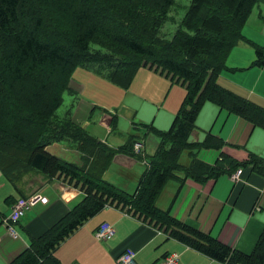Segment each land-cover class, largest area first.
Wrapping results in <instances>:
<instances>
[{
    "label": "trees",
    "instance_id": "16d2710c",
    "mask_svg": "<svg viewBox=\"0 0 264 264\" xmlns=\"http://www.w3.org/2000/svg\"><path fill=\"white\" fill-rule=\"evenodd\" d=\"M174 0H0V172L11 183L32 169L49 177L64 176L84 191L82 201L9 264H60L53 251L66 237L106 206L120 207L164 229L169 237L223 264H264V228L251 252L225 246L210 234L174 219L156 206L165 185L185 178L204 181L225 169L247 166L264 176V162L250 157L237 163L225 156L213 165L190 154L189 167L179 160L187 150L220 148L207 134L190 143L195 120L206 103L264 128V108L221 87L218 76L240 42L255 48L253 66L264 67V50L244 38L242 30L254 7L264 0H190L170 39L159 33L169 21ZM154 68L185 88L171 127L157 131L155 153L136 190L128 193L103 179L117 154L137 156V135L111 148L89 135L69 117L58 118L72 73L86 69L127 91L141 67ZM232 71L235 69H231ZM75 143L88 167L50 155L53 143ZM85 161V163L87 162Z\"/></svg>",
    "mask_w": 264,
    "mask_h": 264
},
{
    "label": "crops",
    "instance_id": "0c3cea01",
    "mask_svg": "<svg viewBox=\"0 0 264 264\" xmlns=\"http://www.w3.org/2000/svg\"><path fill=\"white\" fill-rule=\"evenodd\" d=\"M254 18L256 28L251 26L250 29H246L247 32H243L245 25L242 33L245 39L258 45L256 37L261 35L264 39L262 7H258V15ZM262 45L260 46L263 47ZM251 47L240 42L231 50L226 60L228 70L220 73L222 76L219 75L217 82L235 95L264 107V98L260 90V86L264 85V67L252 65L255 55ZM139 76L145 78L143 83L145 86L140 90L135 88ZM72 77L75 79L70 81L69 87L74 97L82 96L80 82L99 81L97 85L100 86L101 93L104 88L102 82L113 85L102 76L82 68L76 69ZM149 82L161 84L163 93L168 91L169 95L174 96L175 109L169 108L166 100H160V92L156 93L158 88H148ZM184 91V86L172 81L160 71L148 66L141 67L129 89L125 93L122 91L119 100L121 102L119 108L125 114V118L120 120V116L115 112L111 118L104 117L94 125L88 120H83L78 113L74 119L72 118L75 124L89 135L111 148L123 145L128 139L127 135H137L144 139L140 155L114 156L104 172L105 181L112 184L110 181L113 180L108 174L110 166L115 165L118 171L132 175L133 184L137 187L138 180L147 167L146 162L137 159L151 156L158 142L152 143V150L148 154L146 139L154 132L147 129L151 134L144 138V130L142 128L135 130L133 124L141 123L150 125L159 132L167 131L175 119ZM207 134L221 139L223 145L216 149L199 148L193 152L185 150L183 153H186L187 159L183 164L180 163L181 165H186L187 160L189 162L190 154L207 165H213L221 156L237 163L248 162L250 157L264 162V128L209 102L202 106L195 120V128L190 133L189 142L201 143ZM46 151L74 164H78L82 158L77 145L69 141L53 143ZM250 161L247 166L225 169L218 177L204 181L186 179L183 173H178V182H169L165 186L156 206L161 210H169L177 221L210 234L225 246L251 252L264 228V176L259 171L254 172L251 169ZM137 166L140 168L135 170ZM238 169L243 171L241 179L238 183H233L230 175ZM26 171L17 175L12 183L0 172V264H9L21 255L34 239L46 233L84 197V193L69 184L71 182L64 177L60 181L58 175L51 178L36 170ZM111 174H114L113 169ZM112 185L128 193L136 190L123 188L118 183ZM33 193H39L43 199L14 227L18 238L13 239L7 234L4 221L19 197ZM104 222L110 224L115 231L114 237L106 243L99 242L94 237V231ZM125 250L134 252L136 264H157L163 257L173 253L177 255L179 264H223L169 237L159 226L139 219L114 205L106 206L73 231L55 248L53 256L60 264H115V257Z\"/></svg>",
    "mask_w": 264,
    "mask_h": 264
},
{
    "label": "rangeland",
    "instance_id": "374dc122",
    "mask_svg": "<svg viewBox=\"0 0 264 264\" xmlns=\"http://www.w3.org/2000/svg\"><path fill=\"white\" fill-rule=\"evenodd\" d=\"M189 5H190V0H174V4L171 7L170 13H169L170 19H169L168 22L165 23V25L161 29V31L159 33L160 37H162L164 39H170L173 36V34L175 33V31L177 30V28H178V26L180 24V21L183 19V17L185 15ZM258 7H262L264 9V5L263 4H259V5H256L254 7L253 12L248 16V18L246 20V23H245L246 27L244 28L243 32H247L248 30H246V29H250L251 26H252V28L253 27L256 28V22H254V19H255L254 17H255V15H258ZM256 39L258 40V42H257L258 45L255 44L254 42H252V43L257 45V46H260L261 44H263L262 46L264 47V39L261 37V35L257 36ZM263 47H261V48L264 50ZM251 49H252L253 55H255V48L251 47ZM73 73H72V76H73ZM219 75L222 76L221 74H219ZM72 76H71V80L75 79ZM218 78H219V76H218ZM97 82H99V81L91 80V81H89V83H87V82L86 83H84V82L81 83L80 82V84L82 85V93H81L82 96H78L77 95L76 97H74V96H72V94L68 90L66 92H64L63 97H62L63 98L62 104H61V106L59 107V109L56 112L57 117L59 119L60 118L64 119L66 117H69L70 120L73 123H75L73 121V119H74L75 115L78 113L79 116L83 120L90 121L92 123V125L98 124L104 117L111 118L112 117V113H115V112L120 116L119 117L120 120L122 118H125V114L119 108V104L121 103L119 100L122 97V91L125 93V90L117 88L114 85H112L111 83L110 84L112 86L102 82L104 88H103V92L101 93L100 86L97 85ZM143 83H145V78H142L141 76H139L136 79L135 88L140 90L141 88H143L145 86V84L143 86ZM176 83H178V82H176ZM160 86H161V84H154L152 82H149V87L148 88L149 89L152 88V87L158 88L156 93L159 94V92H160V100L161 101L166 100L165 103L169 104L168 107L172 108V109H175L176 103H175V100H174V96L173 95L172 96L169 95L168 91L167 92L165 91L163 93V89ZM69 89H70V87H69ZM260 90H261V92L263 94L262 97L264 98V85L260 86ZM161 94H163V95H161ZM184 94H185V91H184ZM181 103H182V101L179 102V104H178V110H179V108L181 106ZM262 108H264V107H262ZM178 110L176 111V114H177ZM134 122H136L135 119H134ZM142 129L144 130V134H143L144 138L147 135L149 136L151 134V133L148 132V130L146 128H142ZM128 136L129 135H127L126 139L128 138ZM138 139H139L138 141L141 140L139 142V144H141V147H142V150H143V147H144L143 141H144V139L143 138L141 139L140 137ZM154 141L159 142L158 136L155 135V134H151V136L148 139H146V148H147L148 154H149L150 150H152V145H153L152 143ZM157 145H158V143H157ZM156 148H157V146H155L153 154L155 153ZM142 150H141V152H142ZM79 153H80V155L82 157L83 154L81 152H79ZM136 155H138V154H136ZM53 156H55V155H53ZM87 158L88 157H86L85 159L80 160V162L78 164H76V165L78 167H82L83 169H84V167L87 168L88 165H89V162H90V161H87ZM139 158L140 159H137V161L140 160L141 162H144V163L146 162L145 157H139ZM185 159H187L186 158V153H183L181 155V157H180V163L183 164ZM85 161H87V162L85 163ZM190 161L191 160L189 158V162ZM189 162L187 160V162H186L187 164L185 163L186 165H184V167H189ZM139 168H140V166H137L135 168V170H138ZM112 169H113V173H114L113 175L111 174V170ZM30 170H32V169H30ZM23 172H27V171H25L24 167H23ZM108 175L111 177V180H113V181H110V182H112V184L118 183L123 188L127 187L131 191L135 190L136 185L133 184L132 175H130L129 173L121 172L120 170L118 171L116 169L115 165H111L110 166ZM54 177H56V176H54ZM62 177H64V176H60V178H59L60 181H61ZM51 178H53V177H51ZM66 180H68V179H66ZM62 181L66 183L65 180L62 179ZM173 181H175V180H172L170 182H173ZM176 181L178 182V180H176ZM69 184H71L74 187L80 189L81 191H84V190H82L80 188V186L75 185L74 182H71ZM131 191H129V192H131ZM162 192H163V190H162ZM161 193H159V196H158L155 204H157V202L160 200V198L162 196ZM22 222H24V219L22 220ZM22 225H23V223H22Z\"/></svg>",
    "mask_w": 264,
    "mask_h": 264
},
{
    "label": "built area",
    "instance_id": "2783aa9c",
    "mask_svg": "<svg viewBox=\"0 0 264 264\" xmlns=\"http://www.w3.org/2000/svg\"><path fill=\"white\" fill-rule=\"evenodd\" d=\"M142 147L139 142L133 145V153L140 155ZM242 169L236 170L230 175V179L233 183H238L241 179ZM43 198L39 193H33L26 197H19L11 207L10 215L5 219L4 225L7 229V234L13 239H17L18 235L15 231V226L21 221V219L33 209L34 205L40 202ZM115 231L113 227L108 223L100 224L94 231V237L97 241L106 243L114 237ZM115 264H136L135 254L131 250L122 251L115 257ZM157 264H179L176 254H169L163 257Z\"/></svg>",
    "mask_w": 264,
    "mask_h": 264
}]
</instances>
